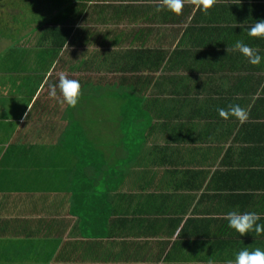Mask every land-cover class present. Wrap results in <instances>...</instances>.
<instances>
[{"label": "trees", "instance_id": "16d2710c", "mask_svg": "<svg viewBox=\"0 0 264 264\" xmlns=\"http://www.w3.org/2000/svg\"><path fill=\"white\" fill-rule=\"evenodd\" d=\"M51 1L46 0V6L29 4L35 14L26 22L22 0H0V29L6 30L0 31V264H260L262 244H229L225 231L211 233L209 227H200L205 223L209 226V222L195 217L205 200L202 195L196 200L195 192L204 193L201 189L205 176L194 169L172 171L176 178L184 177L182 184L174 181V186L170 185L172 192L167 191L168 187L161 190L163 185H154L151 189L158 193H151L148 203L142 201V196L133 205L136 197L128 193L148 187L141 177L142 180L130 179L133 172L129 164L125 169L128 174L116 173L104 161L105 154L94 149L83 153L78 161L71 157L80 154L90 140L84 129V113L97 112L92 102L103 95L120 97L123 135L135 113L139 112L140 117L145 114L139 125L132 124L131 133L140 141L137 146H145L146 126L154 121L165 124L181 141L178 125H192L196 118L208 120L217 112V122H222L219 114L223 112L214 97L216 85L207 84L208 88L200 89L199 97L192 99L199 112L189 108L183 118L178 114L171 118L169 109L191 98L192 90L184 87L187 83L192 88L200 76L228 69L224 61L230 54L226 45L228 40H234L230 31L236 30L227 26L241 23L239 15L244 13L245 5L235 2L246 0H219L214 4L203 0L200 10L195 9L196 0H65L57 10ZM131 2L137 5H128ZM95 7L103 8L93 15L94 23L109 27L122 23L126 14L134 27L117 29L119 34L111 43L115 49H110L113 45L95 50L103 47L102 42L91 43L97 31L83 37L78 30ZM160 21L177 27L164 31L149 27L151 22ZM186 22L202 26L197 29L202 37L196 40L195 31L182 34L178 26ZM73 37L81 43L75 53L68 49ZM199 40L205 51L196 48ZM235 54L239 60L251 63L258 52L246 47ZM238 64L234 65L237 71L248 69ZM163 76L167 91L189 99L164 98L162 93H157L162 98H148L150 83ZM258 77L250 87L256 89L263 84V77ZM54 87L57 96L54 92L46 94ZM49 95H53L50 103H66L67 110L55 124H48L53 115L44 113L46 108L53 113L56 106L45 101ZM30 104L31 113L23 116L22 110ZM51 141L58 143L50 149ZM22 159L26 163L18 164ZM145 160L140 157L135 164L145 168ZM94 170L100 171L104 185L121 188L118 184L126 182L128 192L110 198L109 203L103 200L102 209L94 201L90 203ZM33 172L36 174L31 179ZM73 172L74 177L70 174ZM193 179L200 183L198 188L190 182ZM98 183L97 180L94 185ZM27 186L32 197L11 195L12 187L22 191ZM35 198L42 201L41 210ZM92 198L99 196L94 193ZM218 240L224 242L212 243Z\"/></svg>", "mask_w": 264, "mask_h": 264}, {"label": "crops", "instance_id": "0c3cea01", "mask_svg": "<svg viewBox=\"0 0 264 264\" xmlns=\"http://www.w3.org/2000/svg\"><path fill=\"white\" fill-rule=\"evenodd\" d=\"M217 1L219 0H211L210 3L214 4ZM227 1L228 0H226V2ZM195 2V9L200 10V5L203 0H196ZM108 3H110V6L113 5L111 2ZM235 3L238 5H245V11L241 16L239 15V18H242L243 22L241 20L240 24L237 22V24L233 23L227 26L229 27L227 29L233 27L236 31H230V36H232L234 40H228L226 45V52L230 54L225 59L222 57L224 61L226 60L225 67L228 68L226 71H220L221 73L218 74L200 76L197 80L194 78L199 84L194 81V86H192V88L190 87L192 84L187 83L184 87H189L192 90L190 99L182 95L177 96L167 91V87L162 81L165 76L154 78V82L150 83V86H148L149 89L147 90L148 98H158V94L162 93L164 98L174 97L176 100L181 98V101L189 99L185 102H179L178 106L180 107L169 109V112L172 114L171 118L176 114H178L180 118H183L187 115L185 109L192 108L195 113L200 111L192 101V99L199 97L200 89H207V84L216 85L214 90L217 95L214 97L217 102H219L220 111L223 112L219 114V117L222 118V122H217V112L215 115L213 113V116H210L208 120L205 118H196L192 125H178L179 137L182 141L180 139L177 140V136L173 134L171 129L169 130L165 124L161 125L154 121L155 124L152 123L146 126L145 146H137V143L133 145V149L136 147L139 149L138 152L134 154L137 158L135 162L138 161L140 157H143L144 160L146 159V166L145 168H142V166L138 167L137 171H134L132 176L130 175L131 178L130 176L129 178L131 180L139 179L140 177L145 179L142 183L145 187H148V189H145V191H131L128 195L136 197V201L133 202V205L138 203V200L142 196V201L148 203L151 193H158L155 192L154 189H151L152 186H158L160 184L163 185L161 190L168 187L167 191L172 192L173 189L171 191L170 185H173L174 181H180L182 184L185 180L183 176L176 178L171 174L172 171H184L187 167L190 169L192 168L205 176V178L203 177L204 185L201 189V192L204 193L195 192L197 197L196 200H200L201 195L202 197L205 196V200L199 204V214H195V217L196 219L204 220V223L209 222V226L205 223V225H201L200 227L204 230L209 227L213 230L211 233H216L220 230L225 231V234L228 236L227 242L229 244H262L260 250L264 251V238H260V236L264 237V0H246ZM227 4H230V2ZM128 5L137 4L131 2ZM101 8L103 7H95L90 14L91 17L89 16L88 20L82 22V24L80 23L81 26L78 27L83 37H87L86 35L88 32L95 34L94 31H97V37L95 35L91 43L93 45L102 42L100 46L103 44V47H94L95 50L105 48V46H113L114 44L111 43L116 35L119 34L117 29L128 26L134 28L131 22L128 21L122 7L119 8L125 14L122 23L117 22L115 23L116 25H110L109 27L100 22L98 24L94 23L92 17L95 12L98 13ZM210 12H213L212 8H210ZM210 12L208 13L212 15ZM208 13L207 16L209 18ZM112 14H114V12ZM257 21L261 22L257 23ZM151 23L152 26L149 27L157 28L161 31H164L165 28L171 29L177 27L176 24L168 25L165 21ZM178 27L179 30L182 31V34L195 31L194 38L196 40L203 35H200L198 32L199 30H197L202 26L190 24V22H186V24L179 23ZM259 29L263 30L260 31ZM74 37L72 42L68 45V49L71 53H75L76 49L80 46L77 44H81L78 41L75 42L76 39ZM210 37L214 38L213 36ZM78 38L79 37H77V39ZM202 42L206 44V40ZM119 43L121 42L119 41ZM199 43L200 40L196 44V48L200 51H205V49L202 48L203 45ZM246 47H250L252 50L255 49V52H258L256 61H254L255 63H246L243 58L239 60L236 56L235 53L241 52V50L243 51ZM110 49H115V45ZM216 49L219 50L218 46ZM82 51L86 50L82 49ZM238 62L242 63L240 67L243 68V70H246L245 68L248 69L244 72L237 71L234 65L238 66ZM258 76L263 77V84L256 89L250 87L249 84L256 83V80L259 78ZM200 83L206 84V86L201 87ZM155 89L158 91L156 92ZM206 91L210 92L209 90H205V92ZM202 94L205 93L203 92ZM49 98L52 99V96L50 95ZM57 98L58 97H56V99ZM159 98L162 97L159 96ZM200 99L202 103L203 97H200ZM63 104L57 106V109L52 113L53 119L49 121L48 124H55V120L58 119L62 112L67 110L66 103ZM31 111L32 104H30L25 111L22 110L23 116L29 112L31 113ZM202 111L207 112L204 108ZM223 114L225 115L224 118L222 117ZM174 139L176 140L174 141ZM57 143V141L56 143H52L51 141L50 149L52 146L54 148ZM30 160H32V158ZM30 160L28 163L31 164L33 160ZM140 161L142 160L140 159ZM19 163L24 164L26 161L22 159L18 164ZM74 166L75 165H72L70 170L73 171L75 168ZM74 173L75 172L70 174L74 177ZM93 173L94 176L95 174L98 175L99 172L94 170ZM19 174L21 175V172H19ZM35 174L34 172L32 173L31 179H33L32 177ZM141 178L140 180H142ZM98 182L97 185H93L92 191L95 189L99 191H94L93 193L90 191V203L94 201L97 203L98 207L101 208L104 207L105 203L103 204V200L100 197L105 196V191H101L100 188H98L101 181L98 180ZM190 182H195V188L200 186V183H197V179H193V181ZM118 185H120L121 188L112 187L110 189L108 193L110 194V198H115L116 195H123V193L128 192L130 186L126 182L123 186L121 183ZM178 186H180V183ZM123 187L125 188L123 189ZM117 189H119V191H117ZM29 190L28 187L26 189H24V187L22 188L25 194H29ZM33 192L35 191L33 190ZM94 193L99 196V199L92 198L94 197ZM32 196L33 193H30L28 197L30 198ZM28 197L25 200H28ZM37 200H39V198L36 199V202L38 203V208L41 210L43 207V204H41L42 201ZM115 203L117 204V202ZM199 209L197 207L196 210ZM252 238L253 240H251ZM220 242H224V240L212 241V243ZM262 256V262L260 264H264V255Z\"/></svg>", "mask_w": 264, "mask_h": 264}, {"label": "rangeland", "instance_id": "374dc122", "mask_svg": "<svg viewBox=\"0 0 264 264\" xmlns=\"http://www.w3.org/2000/svg\"><path fill=\"white\" fill-rule=\"evenodd\" d=\"M65 0H52L51 3L56 4V10L59 8V3H64ZM78 1V0H76ZM81 1V0H80ZM42 3L47 5L46 0H34V3H31L30 0H22L21 6L22 10L26 15V22L29 17L35 14V9H32L29 4H32L33 7H37L41 5ZM53 12V10L51 11ZM50 12V13H51ZM63 18V14L61 15ZM0 31L5 32L6 30L0 29ZM4 42V41H2ZM9 44L8 42H6ZM57 88L54 87L51 92H46L52 93L54 92L56 94ZM92 92V91H91ZM92 94V93H91ZM95 98L96 95L92 94ZM47 96V95H46ZM50 96V95H49ZM53 96V95H51ZM63 98V96L61 97ZM120 97H113L112 99L106 97L103 95V97H97L92 104L95 106V108L98 109L97 112L95 110L93 112H85V120H84V129L88 132V136L90 137V140L87 141V143H84L86 145L85 148L81 150V153L78 155H71L72 158H76L77 161L80 158L84 157V154L87 153L90 149L94 150H99L105 154L104 156V161L109 164L111 168L116 173H126L128 172L125 170L127 165L129 164L132 172L137 171V168L140 167L135 164L136 160V155L135 153L138 152V147L133 149V145L136 143H140L139 138H134L133 134L131 133L132 126L133 125H139L141 123V120L145 118V114H142V116H139V112L135 113L133 117L130 119V126L128 129H123L125 135H123L120 132L122 121L124 119L123 114L120 116V103L121 101L119 100ZM45 100V99H43ZM53 99L47 98L45 101H48L47 103L49 104L52 102ZM62 100V99H61ZM54 103H50V106L53 105ZM54 105V111L57 109V106L59 103H55ZM92 105V106H93ZM46 115H51V109L50 111L47 110V108L44 110ZM133 124V125H132ZM95 146V148H92L91 146ZM125 146V148H124ZM84 153V154H83ZM75 159V160H76ZM71 161V160H69ZM74 161V160H73ZM76 161V162H77ZM72 163V162H68ZM109 168L108 171L112 172V169ZM100 172V171H96ZM125 174V175H126ZM101 175L95 174L93 176V179L95 180L91 182V187L95 184L97 180L101 181V186H98L101 191H105V196L100 197L102 200H106L108 203L110 202V194L109 191L113 187L112 184H103L102 181L103 179L101 178ZM164 181V180H163ZM31 185V182H30ZM29 187V186H27ZM94 191H99L98 189H95ZM92 191V193L94 192ZM18 193L20 195H25L24 192L21 190H18L17 188L12 187V192L11 195ZM102 193V192H101ZM107 206V205H106ZM107 215V212H104V216ZM38 222V220L34 219L33 222ZM0 247H1V242H0Z\"/></svg>", "mask_w": 264, "mask_h": 264}]
</instances>
